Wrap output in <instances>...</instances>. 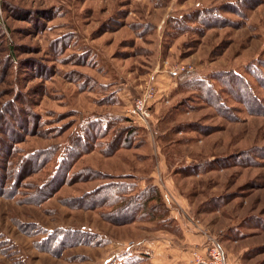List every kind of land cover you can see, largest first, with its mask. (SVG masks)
Wrapping results in <instances>:
<instances>
[{
	"label": "rangeland",
	"instance_id": "374dc122",
	"mask_svg": "<svg viewBox=\"0 0 264 264\" xmlns=\"http://www.w3.org/2000/svg\"><path fill=\"white\" fill-rule=\"evenodd\" d=\"M232 71L250 82L258 109L224 91L221 109L201 89L173 83L195 72L221 89L213 77ZM117 118L128 120L108 128L134 127L130 142L106 152L94 140L70 170L104 175L76 177L32 203L52 159L21 176L17 194L0 195V264H125L129 257L162 264L152 251L133 252L142 239L184 241L175 218L117 224L101 214L108 207L74 208L109 177L138 189L156 185L169 214L177 210L218 241L225 257L228 251L235 264H264V0H0L3 185L21 157L52 146L58 158L82 122ZM59 228L93 232L99 243L66 247L60 256L43 250L46 232ZM207 242L188 246L189 258L174 262L198 264L193 252L204 254Z\"/></svg>",
	"mask_w": 264,
	"mask_h": 264
},
{
	"label": "trees",
	"instance_id": "16d2710c",
	"mask_svg": "<svg viewBox=\"0 0 264 264\" xmlns=\"http://www.w3.org/2000/svg\"><path fill=\"white\" fill-rule=\"evenodd\" d=\"M175 78L177 87L186 90L201 89L202 97L208 96L217 100V106L221 109L225 108L226 99L222 97V92H226L233 98L238 99L247 107L256 106L262 104L255 94L250 82L239 73L224 72L218 73L213 78L221 83L222 88H215L212 83L207 79L198 77L195 72L179 73ZM237 100V101H238ZM124 120H128L124 118ZM119 118L116 120H96L89 119L84 121L79 126V134L71 141L63 145L60 149V155L57 158V148L48 147L43 151H34L32 154L21 157L13 167V181L9 185H3L4 181H1L0 175V195L10 197L17 194V184L20 182V177L27 175L35 168H41V164L55 160L56 165L49 173V175L35 187L34 192L31 194L32 203L39 204L47 198L54 195L56 190L63 184L71 182V180H83L92 178L93 176L103 174L98 171H93L90 168H84L80 171L72 173L70 170L75 161L86 151L96 147L93 142L98 139L100 144H103L106 152H112L116 148L125 144L127 140L130 142V137L133 134L134 127L129 125L118 127V131L113 134L112 128H108V123L111 121L114 124L121 123ZM95 121V122H94ZM99 124H103L106 127L101 128ZM102 126V125H101ZM114 128V127H113ZM1 130V127H0ZM99 132V135H96ZM111 135L110 141H101L104 136ZM122 141V143H121ZM121 143V144H120ZM120 144V145H119ZM2 141L0 140V146ZM2 147V146H1ZM201 163L188 164L187 166L197 167ZM27 168V170L25 169ZM196 170V169H195ZM104 175V174H103ZM101 175V176H103ZM74 208L82 209H97L106 208L109 209L102 211L101 214L113 223L126 224L140 219H164L168 220L169 210L162 200L161 194L156 185L148 184L142 189L137 188L136 182L125 181L120 177H109V181L99 183L94 188L84 192L80 197H77ZM46 237L41 240L39 244H47L43 250H48L55 255L60 256L62 251L66 247L75 246L78 244H95L99 243V237L93 232L87 230H81L79 228H59L52 232H46ZM44 242V243H43ZM126 255V254H125ZM125 264H135L136 257H129ZM129 261V262H128Z\"/></svg>",
	"mask_w": 264,
	"mask_h": 264
},
{
	"label": "crops",
	"instance_id": "0c3cea01",
	"mask_svg": "<svg viewBox=\"0 0 264 264\" xmlns=\"http://www.w3.org/2000/svg\"><path fill=\"white\" fill-rule=\"evenodd\" d=\"M173 83L175 84L176 87V80L173 78ZM144 186V185H143ZM167 196V195H166ZM163 197L164 194H163ZM169 199V198H168ZM165 201H167L166 197L164 198ZM170 200V199H169ZM168 202V201H167ZM169 217H173L176 220V227H178V232L179 236L178 238L184 240L180 241L178 243L174 237H160L155 240V239H142L140 242L137 244V248L133 253H147V252H153L156 256H159L161 258L155 259L163 264L164 261H170L172 264L175 259H177V262L180 260H184L186 258H189L187 255V247L190 245H201L204 243L205 233L199 232V228L196 227L190 220L185 221L184 219L179 218L178 211L171 208ZM164 229V228H163ZM162 231V230H161ZM164 232H168L166 229ZM167 234V233H166ZM172 234V233H168ZM174 235V234H172ZM207 238V237H206ZM224 245V244H223ZM129 246V245H128ZM131 246L125 247L122 250L127 251L130 249ZM147 250V251H146ZM135 253V254H136ZM234 254L226 251V258L229 264H235V261L232 259ZM152 258V257H151ZM173 264H178V263H173ZM179 264H189L188 261L181 262Z\"/></svg>",
	"mask_w": 264,
	"mask_h": 264
},
{
	"label": "built area",
	"instance_id": "2783aa9c",
	"mask_svg": "<svg viewBox=\"0 0 264 264\" xmlns=\"http://www.w3.org/2000/svg\"><path fill=\"white\" fill-rule=\"evenodd\" d=\"M139 102L140 100H137L135 103V106L139 108ZM136 108H132L131 110H128V113L131 117H133L132 120H135ZM205 233V232H204ZM206 234V233H205ZM208 240L207 245L205 247V253L200 255L198 252H193V259L198 264H227L226 257L223 248L221 245L216 241L214 238L207 236L206 238Z\"/></svg>",
	"mask_w": 264,
	"mask_h": 264
}]
</instances>
